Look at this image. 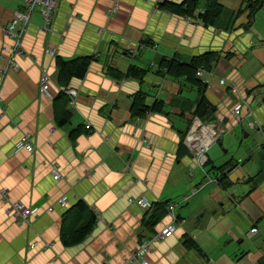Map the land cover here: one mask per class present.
I'll return each instance as SVG.
<instances>
[{
	"label": "crops",
	"instance_id": "0c3cea01",
	"mask_svg": "<svg viewBox=\"0 0 264 264\" xmlns=\"http://www.w3.org/2000/svg\"><path fill=\"white\" fill-rule=\"evenodd\" d=\"M187 1L57 0L53 32L32 16L19 69L1 89L0 264H141L128 262L132 253L168 226L170 237L150 242L147 264H264V0L253 10V0H215L219 13L205 25L187 20ZM24 4L0 0V54ZM209 4L199 0L194 12ZM207 53L214 62L202 91L163 71ZM81 58L90 59L81 79L60 77L58 60ZM44 71L50 98L39 90ZM227 83L248 96L237 118ZM201 95L214 109L203 118L194 112ZM134 100L157 106L134 117ZM195 120L222 132L202 169L183 143ZM24 135L33 150L14 154ZM139 198L150 207L129 202ZM13 202L34 209L28 224L6 212ZM78 203L85 212L73 210ZM87 224L81 242L63 244Z\"/></svg>",
	"mask_w": 264,
	"mask_h": 264
},
{
	"label": "built area",
	"instance_id": "2783aa9c",
	"mask_svg": "<svg viewBox=\"0 0 264 264\" xmlns=\"http://www.w3.org/2000/svg\"><path fill=\"white\" fill-rule=\"evenodd\" d=\"M57 5V0H25L24 10L22 12L15 13L8 26L4 30V35L11 41V47L8 51L2 50L0 54V61L2 62V66L0 67V105L3 103V100L1 98V89L6 78L10 73L19 69L16 59L18 56H21L23 54L22 41L25 37L32 16L35 13H39L44 22L43 31L53 32L52 25L58 7ZM190 19L191 18H187V20ZM65 30L66 28H63L59 33L60 38H62ZM45 52L48 56L54 57L56 54V48L49 47ZM196 76L197 78L201 79L202 82H204L206 85L208 84L209 73L205 72L202 69H199L196 73ZM49 82L50 77L47 72L44 71V74L39 80V90L43 96L48 98L51 97L48 86ZM223 83L226 82L223 80ZM227 87L229 88L231 93L235 94L236 97V103L231 109L230 114L232 117L237 118L239 116V110L241 108L247 107V103L239 98L234 85L227 83ZM68 94L73 95L74 92L68 91ZM217 127L218 126L213 122L209 124H202L198 120H195L184 137L183 143L187 147L189 153L193 156L195 164L199 169L204 168L207 161V151L210 149L211 145L216 142L221 136L222 132ZM32 148L33 146L29 137L24 135L14 144L13 152L14 154L21 151L31 152L33 150ZM52 176L55 180L60 179V175L57 172L56 168L53 169ZM1 193L3 195H7L6 191H2ZM129 202L132 204H136L137 206H140L144 209H148L150 207V204L144 198L130 200ZM57 204H59L60 206H64L65 199H59L57 201ZM173 208L174 207L172 205L166 206V211L172 218L174 210ZM33 210V208L26 207L20 202H13L12 204H10L6 212L17 222L28 224L33 217ZM48 211H51V209L49 208ZM173 231L174 226H168L166 230L160 231L155 234L151 240H142L140 246L132 253V256L129 258L128 262L136 261L141 262V264H147L144 258L150 250V242L156 240H164L170 237ZM254 233H256V229L254 227L249 229V235ZM51 246L52 244H49V247ZM30 249H35V245H31Z\"/></svg>",
	"mask_w": 264,
	"mask_h": 264
},
{
	"label": "trees",
	"instance_id": "16d2710c",
	"mask_svg": "<svg viewBox=\"0 0 264 264\" xmlns=\"http://www.w3.org/2000/svg\"><path fill=\"white\" fill-rule=\"evenodd\" d=\"M199 0H188L186 3V13L189 14L187 18L196 19L201 24H209L211 22V19L219 13V6L216 4L215 0H210V4L208 5L206 11L204 12H194V9L197 7ZM259 0H253L250 1V8L249 10L255 9V7L258 5ZM160 9L164 11H170V8L165 4H160ZM170 12H175L173 8H171ZM89 58H81V59H75L69 62H62L58 60L59 64V74L60 77H64L66 79H81L88 68L89 65ZM214 62V57L207 53L203 54L201 56L195 57L192 59L190 64H181L178 62H168L164 64L163 71L164 73L170 74L175 78H179L181 76H186V79L191 82L194 85H197L200 91L205 89V83L202 82L201 79L197 78L196 73L199 69L204 70L207 73H210L212 70V64ZM136 70L135 68H131L128 72L129 75L138 77L140 75V71ZM207 86V85H206ZM249 94V93H248ZM245 94H243L244 96ZM245 97H248L245 95ZM157 105H154L152 108L144 107V105L139 102L138 100H134L133 105L131 107V114L134 117H144L148 111H153ZM214 111L213 107L210 106V104L207 102V100L201 95L198 103L195 107V114L196 116L203 118L210 114H212ZM64 120H61L60 123H62ZM224 178H221L220 181H223ZM73 210H78L80 212H85L86 207H84L81 203H78ZM165 213L166 211V205L164 207ZM149 220L152 222V224H149V229L152 230V227L155 225L156 221L158 220V217L155 215H152ZM148 220V221H149ZM91 225L87 224L86 226H82L79 229H76L72 231L70 234V238L66 239L64 238V245L67 244H74L77 242H81L85 236L87 235L88 231L90 230ZM69 234V235H70ZM184 245L186 248H190L191 241L189 239H186L184 241Z\"/></svg>",
	"mask_w": 264,
	"mask_h": 264
},
{
	"label": "rangeland",
	"instance_id": "374dc122",
	"mask_svg": "<svg viewBox=\"0 0 264 264\" xmlns=\"http://www.w3.org/2000/svg\"><path fill=\"white\" fill-rule=\"evenodd\" d=\"M232 85H234V84H232ZM234 86H235V85H234ZM227 88H228V87H227ZM235 88H236V86H235ZM228 89H229V88H228ZM229 91H230V90H229ZM236 91H237V93H238L239 98L242 99L243 101H245V98H246V97H245V95L243 96V92H241V91L238 90L237 88H236ZM234 97H235V94H234ZM234 105H235V104H234ZM233 107H234V106H233ZM233 107H232V108H233ZM233 118H234V117H233ZM208 123H211V122H208ZM48 209H49V208H48ZM50 209H51V208H50ZM51 210H52V209H51ZM33 211H34V210H33ZM33 215H34V212H33ZM33 215H32V216H33ZM168 215H169V214H168ZM149 251H150V250H149ZM147 254H148V253H147ZM147 254H146V255H147Z\"/></svg>",
	"mask_w": 264,
	"mask_h": 264
}]
</instances>
